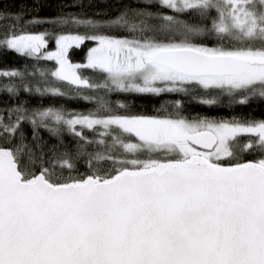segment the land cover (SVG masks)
I'll return each instance as SVG.
<instances>
[{
    "label": "snow or ice",
    "instance_id": "obj_1",
    "mask_svg": "<svg viewBox=\"0 0 264 264\" xmlns=\"http://www.w3.org/2000/svg\"><path fill=\"white\" fill-rule=\"evenodd\" d=\"M139 3L104 22L115 34L76 17L56 22L92 34L34 33L40 20L0 10V51L55 62L0 69V92L17 99L0 109V264H264V119L186 114L182 100L133 114L107 99L264 100V0ZM86 41V62L73 63ZM58 85L91 93L94 110L19 101L66 95Z\"/></svg>",
    "mask_w": 264,
    "mask_h": 264
},
{
    "label": "trees",
    "instance_id": "obj_2",
    "mask_svg": "<svg viewBox=\"0 0 264 264\" xmlns=\"http://www.w3.org/2000/svg\"><path fill=\"white\" fill-rule=\"evenodd\" d=\"M139 7V0H0V10H6L11 13L20 12L23 14L24 21L38 19L41 23L27 24L28 31L39 33L47 32L49 34L79 33L92 34L91 26L87 24H60L57 23L58 18L76 17L81 20H92L98 22L99 30L111 32L115 34V30L104 27V22L114 19L127 7ZM155 10V9H153ZM6 23V22H5ZM55 41L50 36L48 49L54 47ZM94 46V42L86 41L79 48L72 47L69 49V59L73 63H85L88 50ZM52 68L55 66L54 61L37 62L31 58L21 57L12 50L0 51V69L20 68L31 66ZM84 75L90 77L93 81H98V76L91 70H86ZM66 92L64 96L40 95L33 93H21L20 102H26V106L30 109L41 107H62L68 111L87 112L94 110L95 101H86L83 95H90L89 92L77 94L67 85H58ZM107 99L115 107L117 103L127 105V110L133 114H156V110L169 108L175 100H182L184 111L186 114L207 115L211 117L230 118L233 116L261 120L264 119V100L253 98L246 105L229 104L227 99L221 98L216 105H204L198 103L190 96L184 94H162L160 96L142 95L134 93H109ZM17 103L16 98L11 101L7 94L0 92V109L7 107L9 104ZM121 111H124L123 109ZM22 129L26 136V143L31 144L32 126L25 122ZM40 136L49 147L56 143L55 139L50 138L47 131L40 130ZM74 138L66 134L63 141L66 149L70 150L75 145ZM251 158V157H249ZM84 172L83 167L80 168Z\"/></svg>",
    "mask_w": 264,
    "mask_h": 264
},
{
    "label": "rangeland",
    "instance_id": "obj_3",
    "mask_svg": "<svg viewBox=\"0 0 264 264\" xmlns=\"http://www.w3.org/2000/svg\"><path fill=\"white\" fill-rule=\"evenodd\" d=\"M49 50V49H48ZM52 50H55V44H54V47L52 49H50L49 51H52Z\"/></svg>",
    "mask_w": 264,
    "mask_h": 264
}]
</instances>
